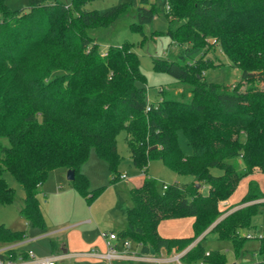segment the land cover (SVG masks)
<instances>
[{
    "label": "trees",
    "instance_id": "1",
    "mask_svg": "<svg viewBox=\"0 0 264 264\" xmlns=\"http://www.w3.org/2000/svg\"><path fill=\"white\" fill-rule=\"evenodd\" d=\"M91 1L28 0V7L10 11L0 0V139L8 143L0 144V205L14 200L2 177L7 171L22 190L18 215L43 229L37 188L56 169L73 172L68 183L90 204L102 188L88 191L80 168L92 150L111 174L109 183L119 181L116 136L124 132L128 158L142 179L127 192L125 227L117 239L129 237L139 255H148L149 249L153 255L183 252L194 243L179 257L180 264H225L221 253L205 251L202 242L209 236L227 241L237 257L247 240L240 231L249 228L253 215L264 212V201L259 202L264 195L254 181L236 209L222 218L227 210L217 209L243 177L264 174V87L238 92L206 82L201 73L209 69V61L200 58L210 39L240 71L237 88L254 81L264 84V75L245 68L264 65L259 66L256 57L242 64L238 53L239 47L247 50L244 42L249 38H264V0H164L165 35L181 48L176 60L183 64L153 61V69L170 73L176 67V81L187 86L189 97L177 99L159 89L154 102L145 100L144 77L131 45L109 46L101 56L98 43L86 33L112 27L128 5L100 15L84 8ZM145 3L139 0L131 29L152 22L157 9L142 7ZM177 132L190 155L181 153ZM235 158L242 162V173L230 163ZM151 160L177 176H189L191 182L161 190L164 185L158 187L146 176ZM214 168L221 171L219 176L210 173ZM186 217L192 220L191 237L157 234L162 221ZM23 239V232L0 223V246ZM255 256V262L245 264H264V233Z\"/></svg>",
    "mask_w": 264,
    "mask_h": 264
},
{
    "label": "rangeland",
    "instance_id": "2",
    "mask_svg": "<svg viewBox=\"0 0 264 264\" xmlns=\"http://www.w3.org/2000/svg\"><path fill=\"white\" fill-rule=\"evenodd\" d=\"M64 4H68L69 0H59ZM139 0H93L85 5L86 10H94L98 14H103L113 7L121 4H127L120 13L121 18L110 28H99L87 30V35L92 41L99 45V51L104 52L107 47H119L122 44L131 45L132 51L135 53L139 62V71L144 77L143 87L145 89L146 102H154L158 100V90L163 89L168 92V95L177 99H188L186 93L187 86L176 81L175 74L178 72L176 67L171 68L170 73H164L153 69V61H176V56L181 48L173 44L165 35L167 23L165 15L162 13L164 0H146L142 5L144 8L155 6L157 12L154 15L152 22L144 25L139 29H131L130 24L134 23V11L138 7ZM4 4L10 11L20 10L28 7V0H4ZM165 9V8H164ZM252 37V36H251ZM245 41V40H244ZM248 45L247 50L239 47V57L243 62L250 63V57L255 58L259 62V66L264 65V38L253 37L244 42ZM201 55L202 61H209L207 65L209 69L202 72L203 79L206 82H214L223 86L227 91L236 88L238 92H243L246 87L263 88L264 84L260 81H254L251 84L239 86L237 88L240 71L234 69L227 62L221 51L212 45V40H208L206 47H203ZM251 54V56H250ZM187 64L192 62H186ZM246 70H253L264 75V67H258L256 64L246 66ZM260 68V69H259ZM124 132H119L116 136V155L118 158V166L116 174L124 176L123 180H119L114 184H110L111 174L108 172L106 165L98 160L94 152L89 151L86 162L81 166L80 172L87 181V190L95 191L102 188L100 193L92 200L90 204L81 197L74 189L72 184L64 180L62 185H57L54 193L52 186L53 176L55 173H65L64 169H57L50 172L41 187V192L37 194V202L41 213L44 228L38 229L24 223L18 215V208L21 206L22 190L13 177L7 172H3L2 177L10 189L14 192V200L11 204L0 205V223L10 231L23 232L24 241L27 242L22 248L32 251L38 257L51 256V244H57L60 241L66 242L68 253H73V250L78 249L80 238L88 245V250L94 253H100L103 249V240L100 235L102 233L117 234L125 227V220L122 215L124 207V199L128 201L127 192L129 189L138 185L141 181V171L133 167L126 152ZM177 145L184 156L191 154V150L185 142L184 137L180 132H177ZM0 144L4 147L8 143L4 139H0ZM230 163L235 170L242 173L244 170L242 162L239 158L232 159ZM210 173L213 176H219V169H211ZM146 176L154 179L156 185L169 186L176 184L178 186L188 185L191 182L189 176H177L166 168L160 161L151 160L148 162ZM250 181L256 182L260 192L264 195V174H253L252 177H243L240 180L238 188L226 200L217 203L218 211L226 213L232 210L233 206L237 205L244 197L247 185ZM60 186V187H59ZM162 190V188H161ZM63 191H66L63 193ZM67 191H71L68 192ZM207 189L201 188V193L205 195ZM59 193V195L57 194ZM73 193V194H70ZM264 201L260 200L259 202ZM239 207V206H238ZM237 208V207H235ZM89 221V224H84ZM192 220L190 218L170 219L159 225L158 232L162 238H188L192 236L191 229ZM77 226V227H75ZM60 234L53 236H44L46 233L55 231L61 228H71ZM205 230L201 236L206 234ZM264 233V212L261 210L253 215L250 219V226L247 230L240 231L239 235L245 237L241 253L235 257L231 245L227 241H216L212 236H209L202 242V247L205 251H218L224 256L225 264H245L256 261L255 252L258 250V238ZM200 236V237H201ZM200 237L196 239L199 240ZM103 242V243H102ZM127 245L125 253L130 255H139L136 246L129 237L117 239L112 242L117 252H123L124 246ZM186 249V248H185ZM184 249V250H185ZM181 252L170 250L165 252L161 250L157 255H153V264H176L171 262ZM143 256V255H142ZM88 257H70L64 264H108L99 260L86 259ZM196 262L195 264H198ZM112 264H147L137 261L128 262H113Z\"/></svg>",
    "mask_w": 264,
    "mask_h": 264
},
{
    "label": "built area",
    "instance_id": "3",
    "mask_svg": "<svg viewBox=\"0 0 264 264\" xmlns=\"http://www.w3.org/2000/svg\"><path fill=\"white\" fill-rule=\"evenodd\" d=\"M165 10H168V6L164 5ZM101 56H105V51L100 53ZM120 180L124 179V176H119ZM166 186H162V190L165 189ZM101 239L104 242L105 252L104 254L100 255V258L103 261H106L108 263L112 261H120L123 259H130V260H140L143 262H149L151 264L154 263L153 255H130L128 253H125V249L127 248V245L124 243V251L117 252L115 250V247L112 246V242L117 240V237L113 233H102L100 235ZM190 247L186 248L184 251L189 249ZM183 251V252H184ZM13 255H11V253ZM183 252L176 256L173 260H170L171 262H175L176 264H180L178 259L183 254ZM205 256H207V253H205ZM60 258L57 256H47V257H35L31 251H17V247L11 245H3L0 246V264H59ZM198 264H204L202 261H199Z\"/></svg>",
    "mask_w": 264,
    "mask_h": 264
},
{
    "label": "crops",
    "instance_id": "4",
    "mask_svg": "<svg viewBox=\"0 0 264 264\" xmlns=\"http://www.w3.org/2000/svg\"><path fill=\"white\" fill-rule=\"evenodd\" d=\"M57 170V169H56ZM54 171V170H53ZM52 172V171H51ZM257 174V173H254V175ZM253 175V174H252ZM252 175L250 176H247L248 178L252 177ZM142 179V178H141ZM65 180V177H64V173H55L54 176H53V181H52V186H54V193H56L57 191L55 190L57 188V185H62L63 182ZM66 181V180H65ZM67 182V181H66ZM141 182V181H140ZM44 184V183H43ZM43 184L40 185L38 188H37V193L39 194L41 192V187H43ZM140 184V183H139ZM138 184V185H139ZM138 185H136L135 187H137ZM60 187V186H59ZM238 188V186H237ZM236 188V190H237ZM235 190V191H236ZM66 191H63V193H65ZM68 192H71V191H67ZM59 195V193H57ZM70 194H73V193H70ZM128 205V201L126 200V198L124 199V207H123V210H122V215L124 217V211H125V208L127 207ZM234 209H236L234 206L232 207ZM19 209V208H18ZM230 210V211H232ZM21 218V217H20ZM125 220V219H124ZM22 221L24 223H26L23 219ZM167 221V220H165ZM164 221H162L161 223H163ZM160 223V224H161ZM84 224H89V221H85ZM159 224V225H160ZM77 227V226H75ZM74 227H71V228H61V229H57L55 231H51L49 233H46L44 236H53V235H57V234H60L61 232L65 231V230H71L73 229ZM159 228V226H158ZM158 228H157V234L159 235V232H158ZM78 238L80 239V243H79V247L78 249L76 250H73V253H68L67 250H68V247H67V244L66 242H63V241H60L58 242L57 244H51V250H52V253L50 254L51 256H57L60 258V262L59 264H64V262L66 260H69L70 257H88L86 259H92V260H99V261H102V262H106V261H103L101 258H100V255L104 254L105 252V247H104V244H103V249L100 253H94L93 251L91 250H88V245H86L82 238H80V235H78ZM103 243V242H102ZM27 244L26 241H24V239L18 243H14L13 246L17 247V251H30V250H24L22 247L25 246ZM194 244V243H193ZM193 244H191L190 246L188 247H191ZM187 247V248H188ZM136 250L138 252V248L136 247ZM32 252V251H31ZM33 253V252H32ZM33 255L35 257H38L36 256L34 253ZM142 256V255H140ZM145 256V255H143ZM128 261H134V260H130V259H123V260H120V261H112L108 264H112L113 262H118V263H122V262H128ZM137 262H141V263H147V264H151L149 262H143V261H140V260H137Z\"/></svg>",
    "mask_w": 264,
    "mask_h": 264
},
{
    "label": "water",
    "instance_id": "5",
    "mask_svg": "<svg viewBox=\"0 0 264 264\" xmlns=\"http://www.w3.org/2000/svg\"><path fill=\"white\" fill-rule=\"evenodd\" d=\"M65 180L71 182L73 180V172L71 170H66ZM195 188H198V185H195ZM149 255H153V251L149 249Z\"/></svg>",
    "mask_w": 264,
    "mask_h": 264
}]
</instances>
